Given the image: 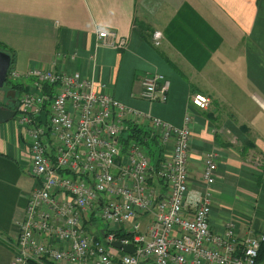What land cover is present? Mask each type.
<instances>
[{
	"label": "crops",
	"instance_id": "obj_1",
	"mask_svg": "<svg viewBox=\"0 0 264 264\" xmlns=\"http://www.w3.org/2000/svg\"><path fill=\"white\" fill-rule=\"evenodd\" d=\"M99 29L115 31L114 43L126 39V47L101 45ZM0 50L12 57L10 72L79 74L125 106L176 127L190 112L189 189L210 193L212 232L234 224L238 239L264 234V0H0ZM152 74L170 82L165 103L142 98L143 78ZM7 84L13 110L21 96L44 92L32 80ZM194 93L209 96L207 110L190 107ZM211 158L209 185L203 173ZM31 166L25 129L16 117L1 123L0 264H12L26 209L41 186ZM148 185L161 196L168 191L156 178ZM155 211L137 219L142 232Z\"/></svg>",
	"mask_w": 264,
	"mask_h": 264
},
{
	"label": "built area",
	"instance_id": "obj_2",
	"mask_svg": "<svg viewBox=\"0 0 264 264\" xmlns=\"http://www.w3.org/2000/svg\"><path fill=\"white\" fill-rule=\"evenodd\" d=\"M160 38L154 33L156 44ZM98 39L103 46L122 49L127 44L126 39L114 43L116 32L107 29H99ZM9 78L32 80L40 89L51 85L49 91L21 96L16 110L41 186L26 209L12 264L41 258L55 264H264L258 262L264 234L238 239L234 224L224 234H214L210 193L189 189L190 112L176 127L125 106L79 74L32 69L23 75L12 71ZM169 92L164 75L143 78L144 100L165 103ZM210 103L205 94L190 96V107L204 111ZM129 122L146 125L158 136L166 155L157 170L140 144L130 142L124 152L121 137ZM66 170L71 176L62 174ZM215 171L211 158L203 173L209 185ZM151 178L166 186L167 193L161 196L150 187ZM154 208V218L142 232L137 219ZM99 220L104 227L97 226ZM127 226L133 239L120 242L133 244L134 254L117 256L94 241L98 232L102 236ZM113 241L111 233L107 242Z\"/></svg>",
	"mask_w": 264,
	"mask_h": 264
},
{
	"label": "trees",
	"instance_id": "obj_3",
	"mask_svg": "<svg viewBox=\"0 0 264 264\" xmlns=\"http://www.w3.org/2000/svg\"><path fill=\"white\" fill-rule=\"evenodd\" d=\"M43 88L45 89V92L49 91L51 89V85H45V87ZM130 142H136L144 148V150L150 157L151 164L154 167V169L157 170L161 166V163L163 162L165 155H166V150L162 146L158 136H156L152 132L150 127L146 125H140L138 123L129 122L127 130L124 132L123 136L121 137V143H122L124 152L126 151ZM69 172L70 171L66 170L62 172V174L64 173V175L71 176ZM73 177L76 178V175H74ZM111 233L114 234L115 241H119V242L122 239L132 240L133 235H134L133 234L134 232H132L130 229L121 227L120 229H117V230H110V231L106 230L104 232V237L102 236L100 238H96L94 241L101 242L108 249H114L113 247H111L110 243L107 242V237ZM15 249H16V246H15ZM116 251H121V250H116ZM41 259H44L45 261L43 262H45L46 264H55L47 258H41ZM38 260L37 259L30 260L29 263L37 264ZM258 262L264 263V242L262 243V246L259 251Z\"/></svg>",
	"mask_w": 264,
	"mask_h": 264
},
{
	"label": "water",
	"instance_id": "obj_4",
	"mask_svg": "<svg viewBox=\"0 0 264 264\" xmlns=\"http://www.w3.org/2000/svg\"><path fill=\"white\" fill-rule=\"evenodd\" d=\"M12 57L10 54L0 50V89L5 86L9 80V74L12 68ZM17 115V111L11 108H4L0 106V124L6 123L14 119ZM111 247L116 250H121L126 254H134L135 248L133 244H122L119 241H113L110 243Z\"/></svg>",
	"mask_w": 264,
	"mask_h": 264
},
{
	"label": "rangeland",
	"instance_id": "obj_5",
	"mask_svg": "<svg viewBox=\"0 0 264 264\" xmlns=\"http://www.w3.org/2000/svg\"><path fill=\"white\" fill-rule=\"evenodd\" d=\"M17 81H19V80H17V79L13 80L14 83H16ZM13 103H14L13 99L11 100V94L9 92V86L6 83V86L0 89V105L11 107L13 105ZM97 226L104 227V224L101 220H99ZM110 250H112L113 253L117 252L115 249H110Z\"/></svg>",
	"mask_w": 264,
	"mask_h": 264
},
{
	"label": "flooded vegetation",
	"instance_id": "obj_6",
	"mask_svg": "<svg viewBox=\"0 0 264 264\" xmlns=\"http://www.w3.org/2000/svg\"><path fill=\"white\" fill-rule=\"evenodd\" d=\"M13 101H14V100H13ZM18 103H19V102H15V104H14V108H15V109L17 108Z\"/></svg>",
	"mask_w": 264,
	"mask_h": 264
}]
</instances>
